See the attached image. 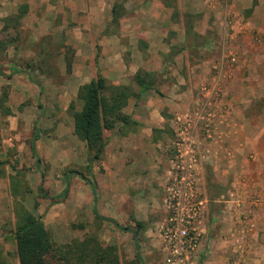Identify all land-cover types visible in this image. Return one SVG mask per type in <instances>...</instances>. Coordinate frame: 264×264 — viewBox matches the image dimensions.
Masks as SVG:
<instances>
[{"label":"rangeland","instance_id":"rangeland-1","mask_svg":"<svg viewBox=\"0 0 264 264\" xmlns=\"http://www.w3.org/2000/svg\"><path fill=\"white\" fill-rule=\"evenodd\" d=\"M228 1L231 0H0V39L13 41L0 58V67L10 75L0 76V98L12 110V115L0 118V206L10 210L15 229L17 209H41L43 202L50 200L45 194L62 190L60 181L64 188L66 173H86V144L74 133L73 110L69 108L79 87L101 73L111 85L129 86L135 93L131 99H139L148 91L162 95L163 85L170 80L163 76L173 65L168 61L161 68L157 61L154 64L153 57L151 68H144L138 61L137 49L146 53L143 43H148L138 33L168 30L169 26L185 31L183 47L179 49L178 43L169 56L181 58L186 70L187 66L193 68L208 60L211 65L223 63L225 68L236 65L237 56L230 47L235 29ZM115 5L121 9L118 20L114 19ZM21 14L17 23L15 19ZM181 35L182 32L175 36L169 32L165 41L177 43ZM257 41L264 43V37ZM196 69L191 72L196 73ZM212 71L215 75L213 67ZM138 73L151 82L147 91L142 92L137 84ZM188 80L182 92L186 95L185 105L173 112L171 126L166 129L164 157L169 176L171 147L177 139L175 118L192 112L202 88L211 82H197L193 75ZM220 96V108L226 111L222 89ZM76 108L80 103L76 102ZM119 126L105 136L111 139L114 134H126ZM35 137L36 156L31 149ZM200 141L201 153L209 150L212 157L214 149L225 142L224 137L210 141L203 136ZM225 149L226 146L222 150ZM255 156L250 152L247 164L256 163ZM105 159L107 154L100 163ZM210 165V161L203 162L198 171L201 197L208 200V211L196 264H264V190L251 191L256 180L246 172L226 173L221 183ZM100 172L105 171L101 168ZM209 177L215 188L208 185ZM242 179L247 184L239 187L237 182ZM241 186H246L243 192ZM63 191L54 202L65 199ZM237 191L242 197L236 195ZM60 215L63 217L64 212ZM3 216L0 214V225L9 221ZM81 218L79 215L78 220ZM77 226L80 233V222ZM65 232L63 226L59 233ZM156 258L154 264H163L161 254Z\"/></svg>","mask_w":264,"mask_h":264},{"label":"crops","instance_id":"crops-1","mask_svg":"<svg viewBox=\"0 0 264 264\" xmlns=\"http://www.w3.org/2000/svg\"><path fill=\"white\" fill-rule=\"evenodd\" d=\"M228 4L232 13L230 20L235 29L230 47L236 53L237 64L226 67L230 69V75L226 79H219V82L223 93L222 104L229 110L230 130L224 137L225 142L214 149L210 166L221 183L226 173L246 172L254 178L253 181L256 180L253 184L255 188L251 191L262 192L264 107L259 109V102L264 99V43L257 40L264 37V0H231ZM217 15L221 19V15ZM169 32L173 36L182 32V39L177 43L165 41ZM138 34L149 44L148 46L143 43L147 47L146 53L137 49L138 61L144 68H151L153 57L154 64L157 61L161 68L168 61L173 65L171 70L168 67L169 71L163 76L170 80L163 85L162 95L148 91L139 99L129 100L123 111L140 125L124 135L114 134L105 149L107 159L94 164L89 179H94L97 183L96 195L90 185L79 177L72 176L67 179L65 175L64 188L68 192L64 200H53L64 189L60 181L62 190L53 195L45 194L50 200L43 202L41 209L34 206L29 210L41 217L55 243L67 244L83 240L86 236H94L105 245L117 246L121 262H131L140 253L145 264H154L158 253L161 254L159 224L166 217L162 199L169 178L168 164L164 157V145L168 139L166 129L171 126L173 112L185 105L186 95L182 92L186 89L185 85L191 75L197 77V82H212L215 75H212L211 60L193 65V68L187 66L186 70L181 58L169 56L171 49L178 43L179 49L183 47L185 31L176 28L174 30V27L170 29L169 26L168 30H145ZM194 69L197 74L191 72ZM224 146L226 149L222 150ZM250 152L256 153V163L247 164ZM101 168L105 172H100ZM79 182L81 185H78ZM244 183L247 184L244 179L238 180L237 185L240 187ZM79 186L80 189L75 188ZM258 186H263L262 190ZM245 187H242V192ZM236 195L242 197L241 192L237 191ZM46 198L44 201L48 200ZM61 211L64 212L63 217L60 215ZM95 211L116 224L97 218ZM0 214L9 220L8 223L0 225V264H20L14 239L15 225L10 222L13 216L10 210L2 206ZM79 215L82 217L81 221L78 220ZM136 221L143 224V230L139 231ZM78 222L81 224L80 233L76 231ZM63 226L66 228L65 234L59 233ZM123 228H129L130 231Z\"/></svg>","mask_w":264,"mask_h":264},{"label":"trees","instance_id":"trees-1","mask_svg":"<svg viewBox=\"0 0 264 264\" xmlns=\"http://www.w3.org/2000/svg\"><path fill=\"white\" fill-rule=\"evenodd\" d=\"M120 10L117 5L114 6L115 20L121 17ZM21 17L23 14L15 19L16 22ZM11 44L13 41L10 39H0V58ZM3 75L10 77L0 67V76ZM147 76L150 77L151 74H147ZM136 82L141 87L142 92L150 89L151 82L142 77L140 73L136 76ZM134 96L135 93L129 86L111 85L101 73H98L90 82L79 87L76 100L72 101L69 106L70 110H73L74 133L79 140L86 144L88 160L86 173L70 170L66 173V177L67 179L72 176L79 177L90 185L94 195H96L97 183L89 177L92 175L94 164L100 163L105 154L106 146L110 140L109 137L105 136V133L115 130L119 125L120 129H124L126 133L127 130L133 129V126L139 125L137 121L123 111ZM76 102L80 103L79 109L76 108ZM259 106V109L264 107V99L259 102ZM256 108L258 107L256 106ZM10 115H12V110L6 105V100L1 97L0 118ZM35 129L37 130L36 127ZM36 138L31 144L35 156L37 155ZM207 180L211 188L216 187L211 177ZM67 192L68 189L65 190L62 197H65ZM209 200L212 201L213 198ZM15 214L14 239L20 264H145L140 253H137L135 260L131 262H121L117 246L105 245L94 236H86L83 240L57 245L41 217L23 207L17 209ZM95 215L99 219L116 224L113 220L100 216L96 211ZM136 225L139 231L143 230L141 222L136 221ZM123 230L130 231L129 228H123ZM133 233L136 235V232Z\"/></svg>","mask_w":264,"mask_h":264},{"label":"built area","instance_id":"built-area-1","mask_svg":"<svg viewBox=\"0 0 264 264\" xmlns=\"http://www.w3.org/2000/svg\"><path fill=\"white\" fill-rule=\"evenodd\" d=\"M213 70L215 79L202 88L196 108L175 118L177 139L171 147L172 169L165 186L166 217L159 226L163 264H196L205 233L208 200L201 197L198 171L212 156L209 150L201 153L200 136L214 141L227 136L230 130L229 111L220 108L219 82L230 74L223 63L214 64Z\"/></svg>","mask_w":264,"mask_h":264}]
</instances>
